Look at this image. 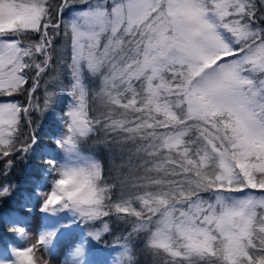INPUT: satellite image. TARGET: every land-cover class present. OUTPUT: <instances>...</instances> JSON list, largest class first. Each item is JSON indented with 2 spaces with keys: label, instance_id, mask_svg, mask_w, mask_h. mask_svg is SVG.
<instances>
[{
  "label": "snow or ice",
  "instance_id": "1",
  "mask_svg": "<svg viewBox=\"0 0 264 264\" xmlns=\"http://www.w3.org/2000/svg\"><path fill=\"white\" fill-rule=\"evenodd\" d=\"M0 233V264H264V0H0Z\"/></svg>",
  "mask_w": 264,
  "mask_h": 264
},
{
  "label": "trees",
  "instance_id": "2",
  "mask_svg": "<svg viewBox=\"0 0 264 264\" xmlns=\"http://www.w3.org/2000/svg\"><path fill=\"white\" fill-rule=\"evenodd\" d=\"M20 100H23V97L19 98ZM37 116L39 114H36ZM40 124V130H39V139L42 144H48L50 142V136L52 135V132L54 130V124L52 122L51 118H40L39 120ZM33 165H23L18 164L16 169L13 172L12 178L21 186V188L24 187L25 181L30 175L32 171ZM259 192H256L257 194ZM8 206H5V211H7ZM22 211V210H21ZM11 235V234H9ZM7 234L0 233V248H3V245L11 240V237ZM107 235V234H106ZM107 245L109 247V250L111 246L113 245V239L111 236H107V238L104 240V244L101 246Z\"/></svg>",
  "mask_w": 264,
  "mask_h": 264
},
{
  "label": "rangeland",
  "instance_id": "3",
  "mask_svg": "<svg viewBox=\"0 0 264 264\" xmlns=\"http://www.w3.org/2000/svg\"><path fill=\"white\" fill-rule=\"evenodd\" d=\"M256 195H261V193H257ZM59 221H56L55 219H53L52 223L49 225V227H54L56 226V224L58 223ZM63 222H67V218H63ZM40 224H41V220H40V216L39 214L37 215V218H36V222L33 223L32 225V230H33V233H35L38 228L40 227ZM33 239H35V236H33ZM59 249H57V253H58ZM58 259H62L60 257L57 256H53L52 258V264H58Z\"/></svg>",
  "mask_w": 264,
  "mask_h": 264
}]
</instances>
